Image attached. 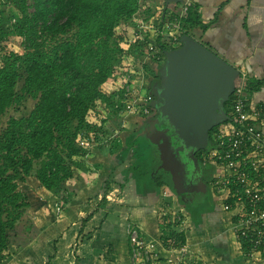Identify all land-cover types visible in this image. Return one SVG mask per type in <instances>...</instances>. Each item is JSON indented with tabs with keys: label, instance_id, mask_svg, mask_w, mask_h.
I'll list each match as a JSON object with an SVG mask.
<instances>
[{
	"label": "trees",
	"instance_id": "obj_1",
	"mask_svg": "<svg viewBox=\"0 0 264 264\" xmlns=\"http://www.w3.org/2000/svg\"><path fill=\"white\" fill-rule=\"evenodd\" d=\"M7 2L11 8L17 6L11 12L9 27L0 22V264L10 255L14 244L11 232L19 223H25V210L30 206L20 184L35 174L47 190L57 193L67 190L74 167L81 162L77 158L85 156L81 138L93 135L99 141L106 134L88 121L90 112L98 116L104 105L119 117L122 110L119 100L125 89L121 87L110 94L105 83L119 72L117 64L121 59L130 62L119 72L125 76L129 67L141 66L151 52L149 43H153L159 53L149 56L151 61L142 66L149 76L156 75L157 55L163 54L164 60V50L176 48L161 41V34L157 41H126L129 31L132 36L134 31L129 23L142 11L140 0ZM171 5L174 3L167 6L165 2L164 12ZM182 22V34L191 33L196 26L203 30L208 26L203 24L194 3ZM15 36L23 40L21 53L6 50L4 45L8 38ZM232 100L231 97L225 103L230 116ZM11 109L18 114L4 122ZM106 120L107 117L102 119ZM226 123L229 120L211 130V141ZM207 150L199 153L206 168L210 164L214 168L218 163L206 158ZM243 246L249 251L250 244L245 241Z\"/></svg>",
	"mask_w": 264,
	"mask_h": 264
},
{
	"label": "crops",
	"instance_id": "obj_2",
	"mask_svg": "<svg viewBox=\"0 0 264 264\" xmlns=\"http://www.w3.org/2000/svg\"><path fill=\"white\" fill-rule=\"evenodd\" d=\"M192 1L203 24H208L199 35L202 43L239 73H247L249 107L264 111V0ZM136 136L137 131L123 130L112 141L94 146L84 156L88 168L82 164L84 170L78 174L88 190L66 200L60 214L58 202L53 211L42 206L40 215L25 221L29 225L17 235L16 248L3 264L15 263L21 254L26 255L27 264H132L128 223L138 225L158 245L170 236L181 241L183 235L190 249L189 264H264L263 259L251 258L237 237L234 212L223 209L221 215L214 202L198 211L190 204L192 216L181 209L177 215L182 212L183 220L173 222L169 210L177 204L167 190L170 175L157 165L148 168L146 158L137 152V146L143 147ZM71 188V193L78 190L74 183ZM103 190L108 192L101 195ZM213 198L220 200L215 193Z\"/></svg>",
	"mask_w": 264,
	"mask_h": 264
},
{
	"label": "built area",
	"instance_id": "obj_3",
	"mask_svg": "<svg viewBox=\"0 0 264 264\" xmlns=\"http://www.w3.org/2000/svg\"><path fill=\"white\" fill-rule=\"evenodd\" d=\"M143 4V0H140ZM191 0H183L180 10L175 13L170 22L172 29L167 35H161L174 46L180 42L182 35V21L188 17ZM143 6V5H142ZM137 23L133 31V40L145 41V32L154 29L153 24L141 17L134 18ZM142 41V42H143ZM151 52L143 63L151 61L149 56L159 53L153 43H149ZM163 54H158L155 61H162ZM153 60V59H152ZM149 74L141 65L129 67L125 74L127 82H133L124 93L121 114L125 117L130 114L147 115L150 110L151 96L141 97L142 91L147 90ZM140 79V80H138ZM138 84V86H137ZM249 77L246 72H240L232 94V114L229 123L217 130L212 138L211 147L205 155L208 160L214 159L218 163L214 172L218 179L210 180L212 190L220 197L225 211L234 212L236 217V234L239 240L250 244L249 255L258 258L264 255V111L260 108L252 109L248 104ZM135 92V93H134ZM139 92L141 95H139ZM104 136L96 140L95 136H84L80 145L88 154L86 148L104 143ZM217 169V171H216ZM232 199V202H228ZM58 210L60 207L57 205ZM178 222L182 221L180 215ZM127 235L130 243L132 264H189V247L187 242L182 243L174 236L166 237L161 245L148 240L141 228L128 223ZM162 250L166 251V256Z\"/></svg>",
	"mask_w": 264,
	"mask_h": 264
},
{
	"label": "water",
	"instance_id": "obj_4",
	"mask_svg": "<svg viewBox=\"0 0 264 264\" xmlns=\"http://www.w3.org/2000/svg\"><path fill=\"white\" fill-rule=\"evenodd\" d=\"M182 1L166 0V5ZM180 42L164 50L161 83L154 88L160 101L151 104L158 117L141 134L157 146L160 168L170 173L176 191L203 192L207 186L201 175L203 188L184 187V178L194 181L193 170L203 168L197 153L208 148L211 130L230 120L225 103L235 90L239 70L190 34L183 33Z\"/></svg>",
	"mask_w": 264,
	"mask_h": 264
},
{
	"label": "rangeland",
	"instance_id": "obj_5",
	"mask_svg": "<svg viewBox=\"0 0 264 264\" xmlns=\"http://www.w3.org/2000/svg\"><path fill=\"white\" fill-rule=\"evenodd\" d=\"M7 1L8 0H0V22H2V24H4V26L6 28L10 26V24H11V20H10L11 12L16 11L15 9L17 6L15 4L14 7L11 8V5ZM143 2H144L142 4L143 6H141L142 11L139 12L140 14L137 17L144 18L145 20H147L148 24L154 25V29L147 32L148 37L145 39V41H157V37L160 36L159 34H161L160 33L161 31H162V34H163V32L166 33V31H168L167 35L170 34L171 32H169V31L172 30V29H170V26H172L170 24V22L174 19V16L176 13V10L174 11V8L178 9L177 11H179L180 6H182V4H183V1L174 3V5H171V7L166 12H164V4H165L166 0H154V3L151 4L150 6L147 5L149 2L148 0H143ZM191 2L193 3L192 0H191ZM148 8L151 11L150 12L151 14L148 13V10L146 11V9H148ZM136 23H137V21L134 20V22L132 21V24L129 23V25H130V27L132 25V27L134 28ZM201 30H202L201 27L196 26L190 30L191 33H189V34L192 35L197 40H199L200 42H202L200 37H199V35L201 34ZM130 34H131V36H130ZM165 37H167L166 34H165V36L161 35V38H160L161 41H165V44H167V45L174 46L172 43L167 41L166 40L167 38L165 39ZM22 41L23 40L18 36L10 37L7 39V42H5L4 45L6 46V50L16 51V52L21 53V52H23ZM126 41H134L131 30L129 31V37H126ZM140 41H143V40L140 39ZM133 43H135V42H133ZM127 45H129V44H127ZM177 46H174V47H177ZM206 46H208V45H206ZM208 47L211 50H213L215 53H217L215 51V49H213L210 46H208ZM136 48H137V46H136ZM217 54L220 55L219 53H217ZM220 56L222 57V55H220ZM164 62H165V59L160 63H158V61H156L154 63V65H157V67H155L156 73L157 72L160 73V69L163 66ZM229 63H231V62H229ZM145 64L146 63L141 62V65H145ZM128 65H130V62L126 61L123 58V59H121L120 63L117 64V67H118L117 69L119 70V72H120V70L123 71ZM119 72L117 74L115 73V75L112 76L110 79H108V81L105 83V88L108 90V92L110 94L119 90L121 87H123L125 89L124 90V93H125L126 89L129 86H131L130 88H132L134 86L132 84L133 82H127L125 76L120 75L121 72L120 73ZM138 80H140V79H138ZM137 86H138V84H137ZM139 95H141L140 92H139ZM147 95L149 96L148 90L142 91L141 97L143 99L145 97H147ZM122 98L124 99V97H122ZM122 98L119 100L120 101L119 104L122 103V105H123L124 101L122 100ZM27 105H29V107H30V103H27ZM17 114H18V112H16L15 110H13V109L9 110L4 117V122L9 118V116L17 115ZM143 116H145V115L130 114L129 116L125 117L124 114L119 113V117H116V116H114V114H112V109H105L104 105H101L100 110H99V115L97 116V115L93 114V112H90V114L88 116V121L92 124H96L97 127H101L102 131H104L103 133H106V134H103V136L108 141H110V140L112 141V139H114L116 137V134L118 132L123 131V130H124V133H132V134L135 133V131H137V135H138V136H136L137 137V143L139 145H142V147H143V149H142V148H139L137 146V148H138L137 152L143 154V157L146 158V159H144V158L143 159H144V161H148L147 162L148 166H149V167L147 166L148 168H151V167L155 168L156 167L155 165H157L159 167L160 166V164H159L160 163V155H159L157 146L154 145L153 143H151L149 141V139L144 138V137H146L145 134L144 135L141 134V132L143 131V130H140V129H142L141 127H143V122L141 120L142 119L141 117H143ZM104 117H107L106 121H102V119H104ZM125 122H126V124H125ZM0 127H1V125H0ZM94 146H98V145H94ZM210 147H211V145L209 144L208 149H210ZM92 148L93 147L86 148V150H88V153L91 152ZM85 155H86V152H85ZM77 160H78V163H79V161H81V162L74 167V175H73V179H72L71 183L72 184L74 183V185L76 186V188L78 190H75L73 193H71L72 184H69V188L67 190L61 191L59 193H57L55 191L47 190L46 188H44L40 184V182L36 178L35 174H32L31 176H29L27 178L26 182H23L20 184V189L25 193V195H26V197L30 203V206H28L25 210V215H24L25 220L24 221L32 219V216L34 214L40 215L41 212H43L42 206L45 207L47 205V207L51 208V210L53 211L55 202H58V204L55 203L56 207H57V205L60 207V210H58V208H57L56 212H57V214L58 213L60 214L61 210L63 209V207L66 203V200L69 199L68 200V202H69L73 198V196H76V194L79 193V191L83 192V191L88 190L87 188H85L87 186V183L85 182V180L82 181L78 175L81 169L84 170L83 167H85V165L83 163H84L85 157L83 158V160H82V158H77ZM151 162H152V164H151ZM82 164H83V167H82ZM86 168H88V167H85V169ZM215 168L216 167H214V168L212 167V164H210V166L207 165V171H206L207 174L205 177L206 182H207V190L203 191V192L202 191L188 192L186 190H184L182 192H178L174 188V185H172L171 178H169V180H168L169 185H168L167 190L169 193H171L170 198H172V201L177 204L176 207H175V205L174 206L172 205L170 208L172 210H169V211H171V212H169V216L173 220V222L176 223V218L178 217L177 214H179L178 211L181 209L183 212H185V210H188L189 214H191V216H192V213H194V212H193V210H191L190 204H191L192 208H194V209H196V211H198L199 208H203V207L206 208V205L208 204V202H210V203L214 202V207H215V209H217V212H221V215L223 213L225 214V211L223 210L222 200L221 199L216 200L213 198L214 192L212 190L210 178L219 176L216 174V172L212 171ZM89 171H90V169H89ZM156 171H157V169H156ZM161 171L163 172L164 170L161 169ZM216 171H217V169H216ZM162 172H160V174H163ZM75 183H77V184H75ZM88 186H89V183H88ZM106 192H108V191H106ZM106 192H104V190H103L101 195H104ZM71 194H72V196H71ZM170 198H168V199H170ZM103 199H106L105 196ZM180 203L184 207L183 206L181 207ZM180 213L182 216V212H180ZM28 225H29V223L25 222V223H19L16 226V229L11 232V236L13 238L12 239L13 243L14 242L17 243L16 242L17 241V235H19V236L22 235V232H24V228ZM22 226H23V228H22ZM15 248H16L15 244H13L11 246V249L14 250ZM25 256L26 255L21 254L20 259L14 261L15 263H13V264H27L28 260L25 258ZM257 259H263L264 260V255L260 256V258L258 257ZM39 262H41V259Z\"/></svg>",
	"mask_w": 264,
	"mask_h": 264
},
{
	"label": "flooded vegetation",
	"instance_id": "obj_6",
	"mask_svg": "<svg viewBox=\"0 0 264 264\" xmlns=\"http://www.w3.org/2000/svg\"><path fill=\"white\" fill-rule=\"evenodd\" d=\"M160 83H161V79H160V75H159L158 72L156 73V75H150L148 77L147 90H148L149 95L151 96L150 110H149V113L147 115L141 117L142 118L141 120L143 122V127H141L142 129H140V130H144L145 128H149V124L152 123L158 117V113H157L156 109L151 104L158 103V101H160V99H158L157 95L154 92V88L157 87L158 84H160ZM146 138L149 139L147 135H146ZM197 157L201 160V163L203 164V168L201 170H199V169H194L193 170V177H194V181L193 182H191L190 179H187L186 176H185L184 179H185L186 185L184 187H189L190 186V187H193V188H196V187H200L201 188L202 185L199 184V182H198L199 181V175H201L202 179L204 180V182H205V184L207 186V182H206V178H205L206 174H207L206 173V171H207L206 162L203 161V156L199 152L197 153ZM161 164H162V161H161ZM182 173H183V171H182ZM169 175H170V173H169ZM182 175H185V174H182ZM169 177L172 180V176L170 175ZM187 180H188V182H187ZM172 185H173V180H172ZM183 189H188V188H183ZM206 190H207V187H206Z\"/></svg>",
	"mask_w": 264,
	"mask_h": 264
}]
</instances>
